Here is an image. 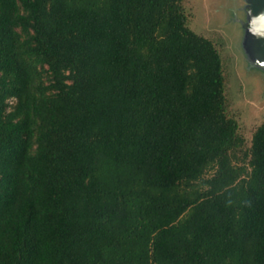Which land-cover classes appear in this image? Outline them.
<instances>
[{"label":"trees","instance_id":"16d2710c","mask_svg":"<svg viewBox=\"0 0 264 264\" xmlns=\"http://www.w3.org/2000/svg\"><path fill=\"white\" fill-rule=\"evenodd\" d=\"M185 1L0 0V264H264V122Z\"/></svg>","mask_w":264,"mask_h":264},{"label":"rangeland","instance_id":"374dc122","mask_svg":"<svg viewBox=\"0 0 264 264\" xmlns=\"http://www.w3.org/2000/svg\"><path fill=\"white\" fill-rule=\"evenodd\" d=\"M246 0H186L190 27L213 39L225 60L227 96L240 124L248 151L256 129L264 122V67L254 62L255 36L247 26ZM15 100H9L13 106ZM11 109V107L9 108Z\"/></svg>","mask_w":264,"mask_h":264},{"label":"water","instance_id":"95a60500","mask_svg":"<svg viewBox=\"0 0 264 264\" xmlns=\"http://www.w3.org/2000/svg\"><path fill=\"white\" fill-rule=\"evenodd\" d=\"M247 6L246 9L250 15V24L247 28L250 30L252 27V21L264 15V0H246ZM251 31V30H250ZM255 36V51L252 59L254 62L259 63L264 67V37Z\"/></svg>","mask_w":264,"mask_h":264},{"label":"clouds","instance_id":"9594fccd","mask_svg":"<svg viewBox=\"0 0 264 264\" xmlns=\"http://www.w3.org/2000/svg\"><path fill=\"white\" fill-rule=\"evenodd\" d=\"M254 35L264 37V15L260 16L257 19L252 21V27L250 29ZM235 201L231 198L227 199L226 206H232ZM243 207H251L252 201L251 200H242L240 201Z\"/></svg>","mask_w":264,"mask_h":264}]
</instances>
